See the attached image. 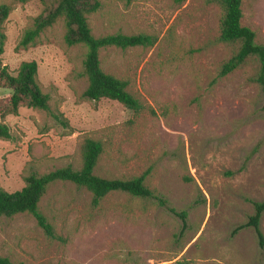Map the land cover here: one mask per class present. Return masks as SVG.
Returning <instances> with one entry per match:
<instances>
[{
	"label": "rangeland",
	"instance_id": "1",
	"mask_svg": "<svg viewBox=\"0 0 264 264\" xmlns=\"http://www.w3.org/2000/svg\"><path fill=\"white\" fill-rule=\"evenodd\" d=\"M88 16L95 36H146L152 45L100 50L104 71L128 82L142 105L83 96L84 48L67 45L60 19L26 49L16 45L42 10L38 0L7 3L2 63L13 75L37 63L49 111L20 107L0 119V187L30 173L81 166L84 138L103 153L94 173L146 183L164 203L112 192L95 202L71 182L50 184L39 207L50 225L16 214L0 220V255L23 264H264L252 227L238 231L264 201V92L249 79L257 62L219 76L237 45L218 41L221 10L204 0H100ZM242 24L264 45V0H243ZM9 91L0 88V98ZM58 116V119L52 116ZM174 210V211H171ZM185 212V225L176 213ZM264 235V213L260 219Z\"/></svg>",
	"mask_w": 264,
	"mask_h": 264
},
{
	"label": "trees",
	"instance_id": "2",
	"mask_svg": "<svg viewBox=\"0 0 264 264\" xmlns=\"http://www.w3.org/2000/svg\"><path fill=\"white\" fill-rule=\"evenodd\" d=\"M26 3L29 0H12ZM42 5L41 12L36 15L31 25L22 33L16 49H26L36 43L43 31L58 20L63 21L64 42L69 45H81L84 48L82 61L83 73L87 80L83 96L89 100H114L125 107L138 112L142 105L140 100L128 90V82L101 67L100 50L107 47L124 49L137 45H152L146 36L125 35L121 33L95 36L90 28L88 16L96 12L100 0H38ZM127 2L132 0H125ZM181 5L185 0H174ZM209 5H216L221 10L219 20L218 41L223 44L237 45L235 51L226 59L219 70V76H226L237 69L243 68L248 62H257V67L249 76L264 92V45L255 41V32L242 24L243 0H204ZM11 11L7 3H0V88L9 91L8 96L0 98V119L6 115L18 113L20 107L49 111V94L45 93L38 81L37 63L34 60L22 61L16 73L9 72L2 63V54L6 42L5 21ZM264 102V101H263ZM264 110V103H263ZM58 119V116L52 113ZM12 138L9 127L0 122V139ZM81 166L74 169L71 166L56 168L43 174L30 173L24 177L25 184L19 190L8 192L0 187V220L16 214L27 213L35 218L38 225L49 230L45 216L39 203L47 187L57 181L71 182L84 188L95 202L105 198L112 192H123L136 198L156 199L164 203L146 183L150 169L128 178H105L94 173V169L103 153L99 140L84 138L79 148ZM253 214L248 220L238 225L234 231L252 227L258 247L264 252V235L260 229V219L264 213V201H252ZM174 211V210H171ZM176 213V212H175ZM185 225L186 213H176ZM0 264H23L13 262L7 256L0 255Z\"/></svg>",
	"mask_w": 264,
	"mask_h": 264
}]
</instances>
